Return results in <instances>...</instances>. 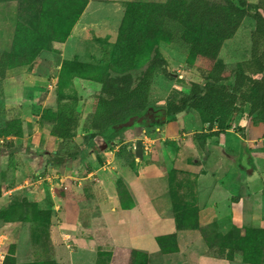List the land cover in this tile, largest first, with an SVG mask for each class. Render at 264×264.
Returning <instances> with one entry per match:
<instances>
[{
	"label": "crops",
	"instance_id": "crops-1",
	"mask_svg": "<svg viewBox=\"0 0 264 264\" xmlns=\"http://www.w3.org/2000/svg\"><path fill=\"white\" fill-rule=\"evenodd\" d=\"M116 5L112 0H88L66 41L40 55L49 60L48 73L43 62L30 69L32 90H40L36 95L56 100L64 62L87 50L102 58L104 39L120 18ZM30 85L24 89L30 92ZM50 130L41 156L67 161L50 181L58 177L64 189L57 193L51 186L53 206L39 200L40 206H49L50 250L57 264H133V251L147 256L142 264H249L240 253L229 258L227 245L222 253L217 243L221 237L243 239L264 231V123L256 124L242 113L232 129L218 132L191 110L154 133L126 131L128 148L118 141L108 145L91 129L96 142L92 154L76 148V158L67 156L72 153L67 148H57L59 141L48 151ZM147 141L153 143L148 151ZM35 174L48 176L33 173L28 185L38 186L29 184ZM175 206L191 220L182 229ZM167 236L175 237L176 250L165 253L158 239Z\"/></svg>",
	"mask_w": 264,
	"mask_h": 264
},
{
	"label": "trees",
	"instance_id": "trees-1",
	"mask_svg": "<svg viewBox=\"0 0 264 264\" xmlns=\"http://www.w3.org/2000/svg\"><path fill=\"white\" fill-rule=\"evenodd\" d=\"M68 1L71 11L62 10L58 17L60 23L53 27L51 37L55 42L63 43L69 37L73 26L85 10L88 1ZM131 2L127 4L122 25L119 29L121 40L127 38L126 24L135 17L153 18L146 21L147 39L153 42H179L190 50L208 72L207 82L201 85L189 83L187 94L173 90L168 97L164 108H154L151 105L150 93L157 69L149 66L136 87L131 90H121L107 87L111 72L118 71L120 60L117 53L122 52V41H118L110 51H103L101 60L94 66H87L74 61L64 62L58 82V103L56 111L44 110L43 116L51 122L50 142L47 147L51 153L53 146L60 142L62 147L73 144L80 127L78 100L68 103L69 92L75 78L91 81L102 85L101 93L95 98L96 106L91 127L96 136L101 137L108 145H114L123 134L131 129L142 131L150 128L161 129L163 125L175 120L191 110L199 113L204 123L217 126L224 132L232 129L237 116L243 113L242 108L250 106L249 116L254 123H264V2L257 5V12L253 16L255 31L253 33L252 65L254 75H249L245 69L228 70L219 60L224 43L232 39L239 30L242 22L250 16L247 0H223L222 3H212L205 0H167L165 3L152 4L151 2ZM80 7L79 12H74ZM152 14L151 16H149ZM161 19L160 21H158ZM158 21V22H157ZM157 22V23H156ZM173 27V30L170 29ZM13 49L10 53L0 57V78H5L10 69L30 67L35 70L37 52L33 47L26 45V28L18 25ZM34 36V35H33ZM120 39V38H119ZM49 45H46L48 47ZM40 52V51H39ZM38 52V53H39ZM161 73L168 76L170 72L163 69ZM234 80V84L225 83ZM186 84V83H185ZM248 89L249 92L244 90ZM69 100V99H68ZM21 119H10L5 129L0 130V138H20L23 136ZM8 142L0 146V150H8ZM79 151L67 155L76 158ZM29 214L22 220L32 222L31 215L35 213L37 220H49L50 212L29 204ZM178 212L177 224L180 229L191 220L175 206ZM42 221V220H41ZM34 222V221H33ZM204 234L206 230L203 229ZM232 236V235H231ZM231 236L220 238V252H225L223 245L229 248L228 257L233 258V252L240 250L244 261L249 264L264 263V231L248 233L243 239H234ZM207 238V236L205 235ZM163 252L176 250L175 237L167 236L158 239ZM173 243L172 246L170 244ZM168 245V247H167ZM175 248H174V247ZM5 250V248H4ZM133 264H142L147 260L145 254L133 251Z\"/></svg>",
	"mask_w": 264,
	"mask_h": 264
},
{
	"label": "rangeland",
	"instance_id": "rangeland-1",
	"mask_svg": "<svg viewBox=\"0 0 264 264\" xmlns=\"http://www.w3.org/2000/svg\"><path fill=\"white\" fill-rule=\"evenodd\" d=\"M80 1L82 0L74 2ZM103 1L109 2L110 0ZM112 1L119 4L116 5V13L119 12L120 18L116 30L114 29L112 34L104 39L102 48L103 51H110L118 41H122L123 49L122 52L117 53L116 59L120 60L118 71L111 72L107 87L131 90L137 86L147 68L155 66L157 71L150 93L151 105L154 110V108L166 106L168 97L173 90L187 94L190 90L189 83L196 82L204 85L207 82L208 72L194 56L192 57L189 49L183 47L179 42L151 43L147 39L146 21L153 18L135 17L126 24L127 38L121 40L122 37L118 34L124 19L122 10L127 8V4L131 2L161 4L167 0ZM205 1L223 2V0ZM262 1L264 2V0H247L250 16L242 22L236 35L226 41L222 47L219 60L226 65L228 70L242 68L249 75H254L255 69L251 67L253 33L256 25L253 16L257 12V5H260ZM69 5L68 1L58 2V0H0V57L12 51L17 27L23 25L27 31V39L24 42L33 47L38 54L35 64L43 62V65L46 66L44 71L48 73L49 60L45 57L39 59V57L43 53L54 51L53 46L57 43L55 42L57 39L51 37L48 32L52 34L54 25L60 23L61 19L58 17L62 10L71 11ZM79 10L80 7L73 15L77 14ZM261 13L264 14L263 10ZM158 21L161 23V19ZM170 29L173 30V27L170 26ZM88 33L91 32L88 31ZM46 45L49 46L46 47ZM93 54L94 52L87 50L82 56H76L75 62L94 66L101 59H97L98 55L97 58L92 57ZM164 68L170 72L168 76L161 73ZM30 69V67L10 69L5 78H0V130L5 129L7 121L14 118L21 119L24 129L23 136L16 138V141H9L13 138H0L8 142L9 145L8 150H0V238L5 243V264H57L50 250V221L44 218H41L42 221H38L35 213H32L30 217L34 222L22 221L30 212L29 204L37 205L42 210L53 204L50 191L52 185L55 186L57 193L64 190L58 185V177L53 180L52 184L50 181L55 175L60 174L61 170L58 166L62 167L67 162L48 154L41 156L44 152L42 150L46 148L52 125L43 116V108L46 107L45 110L51 109L55 112L58 95L56 100L53 97L52 101H44L36 95L37 92L40 93V90H32L34 87L29 80L31 78ZM75 79V83L73 81L69 86H73L71 90L74 92H69L65 101L73 103L78 100L80 127L76 139L69 147V152H73L76 148H82L88 149V154H92L91 149L95 148L96 142L94 141L95 136L91 133V122L96 109L95 98L101 93L102 85ZM225 84L231 86L234 84V80ZM29 85L31 86L30 92L29 89H24V86L27 88ZM41 90L43 91V89ZM244 91L249 92L246 88ZM242 111L249 115L250 106L246 104ZM154 130L155 128L146 129L147 134L154 133ZM129 134L132 136L131 131ZM128 136L125 134L117 140L121 147L128 148L124 144ZM60 147L61 145L58 144L57 148ZM110 147L107 146V149ZM61 148L66 149L67 147ZM123 153L121 154L124 155ZM125 156L129 157L127 153ZM29 159L32 161H27ZM122 160H125L124 156H122ZM124 162L128 166L132 165L126 160ZM48 169L51 170L50 173ZM38 172L48 174V181L40 183L36 187L28 185V179L33 173ZM41 198L48 204L47 206L43 202L42 206L39 205ZM238 253L242 254L235 248L233 255Z\"/></svg>",
	"mask_w": 264,
	"mask_h": 264
},
{
	"label": "built area",
	"instance_id": "built-area-1",
	"mask_svg": "<svg viewBox=\"0 0 264 264\" xmlns=\"http://www.w3.org/2000/svg\"><path fill=\"white\" fill-rule=\"evenodd\" d=\"M5 143V140L0 139V146L3 145ZM153 146V143L150 141L146 142V150H150ZM48 176H44L42 174H35L33 179L30 180L29 184L31 183L32 185L34 184H39V183H44L46 181H48ZM63 187V185H62ZM4 246L5 243L3 241L2 238H0V264H5V260H6V252L4 250Z\"/></svg>",
	"mask_w": 264,
	"mask_h": 264
}]
</instances>
